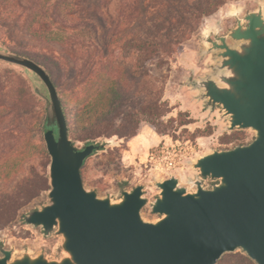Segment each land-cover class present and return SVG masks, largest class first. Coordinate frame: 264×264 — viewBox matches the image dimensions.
I'll return each mask as SVG.
<instances>
[{"label":"water","instance_id":"water-1","mask_svg":"<svg viewBox=\"0 0 264 264\" xmlns=\"http://www.w3.org/2000/svg\"><path fill=\"white\" fill-rule=\"evenodd\" d=\"M241 10L228 9L235 22L224 33L218 26L200 33L201 54L212 52L216 63L192 86L202 88L198 98L210 111L219 107L227 129L250 128L254 135L189 161L198 172L188 179L191 189L175 174L154 179L159 191L150 202L158 215L153 220L141 215L147 203L142 184L121 185L117 198L85 186L80 172L85 159L112 145L113 138L77 147L48 71L29 57L0 49V61L23 68L33 91L47 100L43 140L49 188L45 202L23 220L60 239L58 256L3 247L0 264H215L236 250L264 264V2Z\"/></svg>","mask_w":264,"mask_h":264},{"label":"trees","instance_id":"trees-1","mask_svg":"<svg viewBox=\"0 0 264 264\" xmlns=\"http://www.w3.org/2000/svg\"><path fill=\"white\" fill-rule=\"evenodd\" d=\"M228 1L236 0H0V38L6 50L35 60L50 76L66 71L64 89L53 83L69 137L128 140L145 123L160 135L194 139L211 127L190 131L195 119L185 110L164 118L169 102L138 83L158 80L153 71L167 69L203 19ZM31 94L25 87L12 103H0V229L49 188L46 106ZM84 167L85 161L83 182Z\"/></svg>","mask_w":264,"mask_h":264},{"label":"rangeland","instance_id":"rangeland-1","mask_svg":"<svg viewBox=\"0 0 264 264\" xmlns=\"http://www.w3.org/2000/svg\"><path fill=\"white\" fill-rule=\"evenodd\" d=\"M258 1L260 0L228 1L216 12L203 19L195 33L184 41L179 54L174 59H171V63L167 69L153 71L152 74L158 80H152L149 84V77H142L138 83V86L143 90L154 88L160 94L162 100L169 102L171 107L170 112L164 118L176 115L178 110H185L195 119L188 126L190 131H193L196 127H211V133L209 135L197 136L194 139H184L185 133H176L178 135L177 140L181 142L190 140L195 144L194 151L186 161L184 167L169 174L152 168V163L149 161L148 156L150 151L154 150L164 140H168V137L172 139L173 137L170 134L160 135L148 124L143 123L135 135V138L139 139L136 145L130 143V140L134 136L127 140L114 135L111 136L114 140L112 145L105 146L102 150L96 151L86 158L84 167L86 180L83 182L86 187L94 188L99 195H111L113 198H117L121 185L127 189H131L137 184H142L144 186L143 195L146 197L147 203L141 208V215L144 219L153 220L158 215L150 211V202L159 191L154 186V179L175 174L179 177L182 185L191 189L192 186L188 182V179L194 178L198 172L191 167L189 161L194 160L195 157L201 154L209 152L213 148L231 147L252 139L254 133L250 128L227 129L228 123L226 117L222 115L219 107L215 106L210 111V108L205 106L204 99L198 98L202 92V88L193 87L192 82L195 79L203 78L211 73L212 65L216 63L212 52L201 54L203 46L199 40L200 33L204 29L215 30L217 26L220 27L219 33H224L235 22V17L227 15L230 7L239 6L242 8L241 14H244L247 10L254 8ZM262 1L264 2V0ZM212 36L213 34H211ZM0 49H5L1 38ZM51 76L55 84L58 85V90L59 87L61 89L66 87L67 73L65 70H51ZM0 78V84H4L3 91L0 93V103H12L13 99L20 97L22 89L26 87L28 92L32 93L34 102L37 101L42 106L47 105V100L45 101L37 92L33 91L32 83L23 68L0 61ZM103 139L106 138L93 140ZM73 141L77 147H81L84 143L90 142L77 139H73ZM135 147L138 150L136 153L134 152ZM139 147L142 151L139 150ZM36 161L37 159L33 158L32 162L35 163ZM48 164L46 165V174ZM203 182L205 185L211 183L209 179H204ZM45 200L46 191H43L36 199L20 210L17 220L14 223L0 229V252L3 247L9 248L14 252L29 248L34 252H43L48 256L59 255L58 244L60 239L58 234L52 232L49 236H46L39 227H32L23 220V215L27 211L41 205ZM240 256H246L251 260L241 250H236L222 254L215 264H241L239 260ZM251 262L255 264L253 260Z\"/></svg>","mask_w":264,"mask_h":264},{"label":"built area","instance_id":"built-area-1","mask_svg":"<svg viewBox=\"0 0 264 264\" xmlns=\"http://www.w3.org/2000/svg\"><path fill=\"white\" fill-rule=\"evenodd\" d=\"M194 146L190 140L181 142L168 137V140H164L150 151L149 161L155 170L169 174L184 167L194 151Z\"/></svg>","mask_w":264,"mask_h":264},{"label":"crops","instance_id":"crops-1","mask_svg":"<svg viewBox=\"0 0 264 264\" xmlns=\"http://www.w3.org/2000/svg\"><path fill=\"white\" fill-rule=\"evenodd\" d=\"M135 137H136V136H134V137L130 140V143H131L132 145H136V143L139 141V139H136ZM130 143H129V144H130ZM133 148H134V147H133ZM130 150H132V149L130 148ZM139 150L142 151L140 147H139ZM126 151H129V150H126ZM134 152H135V153L138 152V150H137L136 147H135V151H134ZM135 153H134V154H135Z\"/></svg>","mask_w":264,"mask_h":264}]
</instances>
